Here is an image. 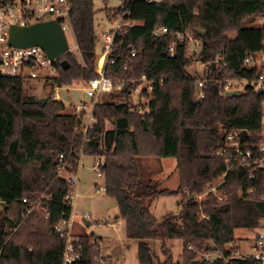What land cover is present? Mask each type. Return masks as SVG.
Instances as JSON below:
<instances>
[{"label": "trees", "instance_id": "obj_1", "mask_svg": "<svg viewBox=\"0 0 264 264\" xmlns=\"http://www.w3.org/2000/svg\"><path fill=\"white\" fill-rule=\"evenodd\" d=\"M99 1L73 0L71 24L77 53L69 52L57 61L60 86H86L98 77L101 44L96 16L100 11L95 4ZM127 9L141 25L118 43H123L126 54L133 45L136 57L127 70H107L114 81H126L125 88L105 96L104 103L96 106L97 123L87 136L82 121L66 113L63 101L48 98L42 105L27 93V82L0 75V200L5 203L0 213V264H63L66 242L55 226L69 219L73 208L65 201L69 186L56 179L57 163L64 155L76 165L83 147L87 158L102 161L105 194L117 202L127 238L139 242V264H177L168 248L171 241L182 242L180 264H259L253 258L233 257L227 246L235 243L236 230H255L264 218V171L250 180L248 171L234 167L216 193L209 191L202 202L196 197L205 194L226 170L224 159L216 155L223 147L224 131L250 132L252 142L258 143L264 95L249 86L242 96L225 98L221 83L257 78L258 70L245 60L256 55L264 41V29L250 25L264 16V0L153 4L132 0ZM158 26L193 33L202 40L199 56L189 60L187 45H178L170 58L167 50L172 40L155 38ZM231 33L236 36L230 38ZM220 52L227 65L222 70L213 66ZM194 62L203 63L206 74L190 75L187 69ZM144 76L155 88L148 112L139 113L132 101V83ZM205 76L209 79L205 97L196 102L197 81ZM145 158L176 160L178 190L161 189L142 168L140 161ZM170 196L182 197L180 212L158 221L151 205ZM24 200L32 206L40 202L42 209L27 215ZM78 239L82 258L72 264H99V241L92 242L88 235ZM155 240L162 242V263L156 262L149 246L148 241ZM197 252L221 253L223 258L205 261Z\"/></svg>", "mask_w": 264, "mask_h": 264}, {"label": "built area", "instance_id": "obj_2", "mask_svg": "<svg viewBox=\"0 0 264 264\" xmlns=\"http://www.w3.org/2000/svg\"><path fill=\"white\" fill-rule=\"evenodd\" d=\"M130 1L132 0L99 1L104 7L105 20L112 28L106 32L102 31L99 34L101 50L96 62V74L98 77L90 80L86 86L80 89L84 91L88 97V101L72 105V114L82 121V129L86 136L97 123V118L94 114L96 106L104 103L105 96L120 93L125 88L126 81H114V79L107 76V70L110 67L127 70L130 68L132 60L136 57V50L133 45L129 47V50L132 51L126 54L123 43H118V39L127 36L130 29L141 25V22L132 18L131 12L127 9V4ZM143 1L148 4H153L166 0ZM72 4L73 0H0V75L7 78L22 79L28 84H37L44 90L51 92V94L54 93L53 101H62L60 91H69L72 86H60L58 83L59 72L57 69V61L59 59L51 60L39 47L25 49L10 47L8 41L10 26L12 25L27 27L36 23L55 20L60 23L66 36L68 31L73 33L71 24ZM250 25L255 28L264 29V16L259 17ZM98 28H101V26L98 25ZM153 36L155 38L168 37L172 40L167 50L170 58L175 57L178 45H187L189 60L192 57L197 58L202 48V40L196 39L193 33L187 31H173L168 27L158 26L154 29ZM198 64L207 68L201 62ZM245 64L258 70L257 78L254 81H249L246 78L239 77L221 83V96L228 98L227 95L234 92L243 94L249 86H254L256 91L262 89V95H264V41L260 51L256 55L246 58ZM213 66L221 70L227 66L223 52L218 53L215 61H213ZM208 82L209 79L206 76L197 81L196 102L204 99ZM154 88V82L144 76L140 81H134L132 83V99L137 96V98H146V102H149ZM73 90L77 89L73 88ZM145 94L147 97H145ZM135 109L139 113H143L139 106H136ZM261 124L262 128L257 144L252 142V133L250 132L243 130L223 132V147L216 155L224 159L226 170L219 177V183L210 188V192H217L218 187L224 183L226 176L234 167L238 166L248 171V178L250 180H253L258 172L264 171V101L262 103ZM244 132L245 135H243ZM71 159V157L66 158L64 155L59 156L56 179L64 180L69 186L70 190L65 197V201L71 203L73 208L75 200L78 198L81 172L85 169L84 161L87 159L84 154V147L80 149V156L76 165L71 163ZM101 167L102 161L94 159L93 166L90 170L96 173L97 178L104 179ZM96 189L106 192L105 185H98ZM219 200L222 201L223 199L219 198ZM262 201H264V194ZM23 203L28 205L27 200H24ZM4 205L5 203L0 200V213ZM36 209H42L40 202H37L34 206L28 205L27 215H30ZM73 213L72 209L71 217L69 219H62L55 226L57 235L66 242L63 253V264H72L80 261L82 258V248L76 246L79 239L73 236ZM45 214L48 217L49 212L45 211ZM84 219H90V216L85 214ZM261 223L264 226V218L261 220ZM109 226L114 227L115 225ZM190 249L195 251L193 248ZM252 251V256L249 258H253L259 264H264V234H260L257 238V242L253 246ZM220 258H223L221 253L203 252L200 254V259L205 261ZM226 261H229V259H226Z\"/></svg>", "mask_w": 264, "mask_h": 264}, {"label": "rangeland", "instance_id": "obj_3", "mask_svg": "<svg viewBox=\"0 0 264 264\" xmlns=\"http://www.w3.org/2000/svg\"><path fill=\"white\" fill-rule=\"evenodd\" d=\"M96 10L100 13L97 14V27L98 34L102 31H108L112 28L105 20L104 7L99 2H96ZM98 26V25H97ZM68 41L70 44L71 52L77 53L76 41L74 34L71 31L67 33ZM230 38H234L235 34H229ZM100 51V46H99ZM98 51V52H99ZM79 57V55H77ZM80 60V57H79ZM188 73L192 76H202L206 74L207 68L201 66L197 62L187 69ZM84 84H74L69 91L61 90L60 96L62 101L66 104V113L72 114V105L84 103L88 101V97L83 90ZM73 88L77 90H73ZM27 93L36 99L52 100L53 94L44 90L37 84H27ZM134 106H139L143 113L148 112V102L146 98L132 99ZM120 102L119 99L115 100ZM110 128V126H108ZM94 159L88 158L84 161L85 169L81 172V182L73 207V236L88 235L92 237V242L99 241V255L96 261L99 264H139L138 260V241L128 239L126 236V225L122 219H116L119 215L117 202L109 198L105 192L99 191L95 188V184L104 186V179L97 178L96 173L92 172L90 168L93 166ZM145 173L150 176L154 181L161 184V189L176 191L179 188V176L176 170V160L174 159H159V158H145L140 161ZM217 179L205 194L196 197L198 202H202L207 197L210 187L216 186L219 182ZM216 193V192H215ZM223 200L224 198L221 197ZM182 202L181 196L161 197L154 201L151 205V212L154 214L158 221L167 215H178L180 204ZM88 214L90 219H84V215ZM85 221L91 223L90 227L85 225ZM116 226L110 228L109 225ZM109 226V227H108ZM260 234H264V226L261 221L259 227L255 230L239 229L235 231V243L229 244L227 250H230L232 255L238 258H249L252 256V248L257 242ZM152 253L155 255L157 263L164 262L165 258L161 252L160 240L148 241ZM236 245V246H234ZM168 248L172 251L174 262H183L182 252L183 245L181 241H171L168 243ZM203 252H197L198 257ZM180 264V263H179Z\"/></svg>", "mask_w": 264, "mask_h": 264}, {"label": "water", "instance_id": "obj_4", "mask_svg": "<svg viewBox=\"0 0 264 264\" xmlns=\"http://www.w3.org/2000/svg\"><path fill=\"white\" fill-rule=\"evenodd\" d=\"M8 45L18 49L39 47L51 60L60 59L71 52L68 38L60 23L55 20L36 23L27 27L17 25L10 26ZM258 94L262 95L263 90H258ZM240 96H242V93L239 92L227 95L228 98H237ZM39 103L45 105L47 100L40 99ZM243 135H245V132ZM85 225L90 227L91 223L85 221ZM214 251H216V248ZM177 264H179V262Z\"/></svg>", "mask_w": 264, "mask_h": 264}, {"label": "crops", "instance_id": "obj_5", "mask_svg": "<svg viewBox=\"0 0 264 264\" xmlns=\"http://www.w3.org/2000/svg\"><path fill=\"white\" fill-rule=\"evenodd\" d=\"M88 159V158H87ZM98 186V184H95V188ZM116 219H120V216L118 215L117 217H116ZM111 224H113V225H115L114 223H111ZM116 226V225H115ZM114 226V227H115ZM109 227V226H108ZM110 228H113V227H110ZM234 246H236V245H234Z\"/></svg>", "mask_w": 264, "mask_h": 264}]
</instances>
